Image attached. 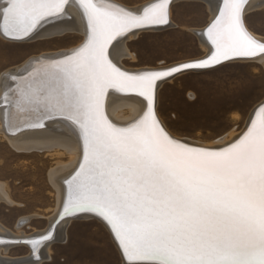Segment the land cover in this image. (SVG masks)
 Returning <instances> with one entry per match:
<instances>
[{"label":"snow or ice","instance_id":"6c2138e0","mask_svg":"<svg viewBox=\"0 0 264 264\" xmlns=\"http://www.w3.org/2000/svg\"><path fill=\"white\" fill-rule=\"evenodd\" d=\"M246 2L222 0L205 32L214 48L207 58L133 73L109 58V46L117 37L168 24L169 0L139 12L80 0L87 18L84 42L59 58H39L25 76L12 77L19 81V106L36 114L33 126L62 115L77 126L83 143V159L66 181L67 198L55 223L24 241L34 252L52 239L60 220L88 210L110 226L132 264H264V104L254 110L243 135L215 149L173 138L154 107L161 78L264 54V42L244 24ZM65 3L0 0V34L30 38L42 22L59 16ZM109 90L143 97L146 111L126 126L113 123L105 111Z\"/></svg>","mask_w":264,"mask_h":264},{"label":"rangeland","instance_id":"374dc122","mask_svg":"<svg viewBox=\"0 0 264 264\" xmlns=\"http://www.w3.org/2000/svg\"><path fill=\"white\" fill-rule=\"evenodd\" d=\"M120 1L136 6L147 0ZM172 17L186 29L170 28L133 36L125 48L135 58L129 54L123 56L126 66L160 67L205 54L196 32L209 20L205 3L180 1L173 5ZM246 19L252 29L264 35V7L255 13L247 12ZM81 38L76 33L22 43L0 38V77L30 56L75 46ZM157 98L158 113L170 130L195 142L214 144L242 130L250 111L264 100V63L234 62L209 71H188L165 82ZM235 104L242 108L239 110ZM129 114L124 111L125 116ZM56 152L61 151L36 148L17 151L0 137V187L13 202L0 201L3 226L17 232L20 219L29 216L22 227L26 234L48 227L58 196L50 171L56 166L62 168L70 160L67 154L58 157ZM59 160L63 163L57 165ZM62 239L51 246V259L41 264L56 261L58 264H122L108 231L97 220L72 221L65 241ZM27 253L26 247L19 246L9 249L7 255L20 257Z\"/></svg>","mask_w":264,"mask_h":264},{"label":"bare ground","instance_id":"6f19581e","mask_svg":"<svg viewBox=\"0 0 264 264\" xmlns=\"http://www.w3.org/2000/svg\"><path fill=\"white\" fill-rule=\"evenodd\" d=\"M180 1H196L204 2L208 9V22L199 27L197 32V39L205 52L204 55L192 59H187L183 61H178L172 64L160 65V67H142L137 69H131L126 66L122 60L123 56L129 54L132 58H135V55L132 52H127L125 48L127 42L137 34L142 32H155L165 29L180 28L182 30L186 29V26H181L174 21L172 17V7L174 4ZM99 2L105 4H116L129 11L139 12L143 9L144 6L157 2V0H147L142 4L131 6L120 0H99ZM222 6V0H169L168 4V24L166 25H157L140 30L134 31L132 34L127 35L126 37H117L116 40L112 42L109 46V58L113 60L122 70L137 73L144 70H163L168 69L174 66H179L184 63H189L197 60H202L211 55L214 50L211 42L207 39L205 32L208 26L212 23L215 16L219 14V8ZM264 7V0H247L243 9V20L248 32L260 42H264V35L258 33L252 29L246 19V13L251 11L252 13L259 11ZM0 23H2V17H0ZM172 25V27H170ZM65 33H76L82 36L80 42L72 47L61 48L59 50H54L50 52H44L37 55L30 56L20 65L9 68L5 70L0 77V137L11 145L15 150L21 152H28L30 149H44V150H56L61 152H56L58 157L67 154L69 157V162L66 163L62 168L56 166L55 169L50 171V178L53 185L56 187L58 196H57V206L55 208L54 214L50 218L51 221L48 227L44 230H40L33 234H26L22 231L23 225L28 221V217H23L20 219V222L17 226L18 231L14 232L7 227L3 226L0 223V241H8V243L0 242V264H41L44 261L51 259L50 250L51 246L59 241L62 237L65 241L67 236V228L70 223L74 220L79 219H94L99 221L105 229L108 231L110 238L119 252L122 264H132L129 262L123 255L122 249L119 247L118 242L114 238V234L110 230V226L99 216L98 213H94L88 210H83L82 212H74L70 216L59 221L58 226L55 228L52 239L42 243L39 246L37 251H33L32 247L21 240H29L36 236L37 234H43L50 229V226L55 223V219L58 217V214L63 209V203L67 198L68 185L66 181L70 179L72 175L78 170L79 164L83 159V143L79 135V130L77 126L69 119L65 118L62 115H55L51 119L44 120L43 127L33 126L36 123V114L25 107H21L18 104L19 93L15 91L19 81L13 80L12 77L20 76L23 77L30 71L32 68L37 67L36 61L42 57L48 58H59V53L68 52L71 49L77 48L80 46L87 35V18L85 11L80 3V0H66L64 5V11L57 16L54 20H49L42 22L40 26L31 34L30 38L25 39H12L6 38L4 35L0 34V38L14 43H22L25 41H33L36 39H42L47 37H52L55 35H62ZM127 50V51H126ZM252 62L260 61L264 63V54H257L255 57L250 58H232L229 60L222 61L217 65H213L205 68H193L191 70L182 71L179 73L172 74L168 77L161 78L156 82L155 87V113L158 120L161 122L165 130L175 139L184 141L185 143L190 144L194 147H207V148H220L226 146L227 144L234 142L238 139L244 132L247 131V128L250 126L251 118L254 117V110L261 104H264V100L258 103L251 111L248 116L245 126L237 133H232L228 138H224L214 144H206L201 142H195L184 138L183 136L176 134L166 124L160 112L158 113V90L160 87L167 81H171L175 76L181 75L188 71H209L216 69L218 67L224 66L226 64L234 62ZM43 62V61H41ZM161 84V85H160ZM160 85V87H159ZM234 107H237L239 110L242 106L235 104ZM147 105L143 97H140L137 94L131 93H118L114 90H109L106 99H105V111L109 119L113 123L118 124L119 126H126L129 122H132L134 119L138 118L140 115L146 111ZM129 111V115L125 116L124 111ZM238 118V116H235ZM53 125H55L53 127ZM53 128V131L49 129ZM175 136H174V135ZM177 136V137H176ZM63 163L59 160L57 165ZM0 201H5L7 203H13L11 199L5 194V192L0 187ZM30 219V218H29ZM20 241V242H15ZM14 243V245H13ZM26 247L28 249L27 255L20 257H11L7 255L9 249L13 247ZM136 264H155L154 261H141L136 262Z\"/></svg>","mask_w":264,"mask_h":264},{"label":"water","instance_id":"95a60500","mask_svg":"<svg viewBox=\"0 0 264 264\" xmlns=\"http://www.w3.org/2000/svg\"><path fill=\"white\" fill-rule=\"evenodd\" d=\"M234 58H237V57H234ZM191 69H193V68H191ZM191 69H182V70H180V71H178V72H175V73H179V72H182V71H186V70H191ZM175 73H173V74H175ZM172 75V74H171ZM154 105H155V95H154ZM182 142H184V141H182ZM185 143V142H184ZM71 178V177H70ZM78 212H82V211H78ZM78 212H76V213H78ZM75 214V213H74ZM71 215V214H70ZM70 215H68V216H70ZM68 216H66V217H68ZM65 217V218H66ZM61 221V220H60ZM24 241H27V240H21V242H24Z\"/></svg>","mask_w":264,"mask_h":264},{"label":"crops","instance_id":"0c3cea01","mask_svg":"<svg viewBox=\"0 0 264 264\" xmlns=\"http://www.w3.org/2000/svg\"><path fill=\"white\" fill-rule=\"evenodd\" d=\"M51 264H58V262L56 261L55 263H51Z\"/></svg>","mask_w":264,"mask_h":264}]
</instances>
